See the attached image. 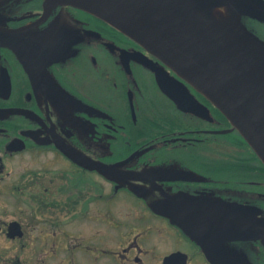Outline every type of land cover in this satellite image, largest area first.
I'll return each instance as SVG.
<instances>
[{
    "label": "flooded vegetation",
    "instance_id": "flooded-vegetation-1",
    "mask_svg": "<svg viewBox=\"0 0 264 264\" xmlns=\"http://www.w3.org/2000/svg\"><path fill=\"white\" fill-rule=\"evenodd\" d=\"M241 3L259 11L241 7V21L264 41V0ZM28 157L59 162L19 171ZM8 200L27 211L0 214V238L19 249L0 246V264H28L27 231L45 218L52 229L78 223L74 248L103 264H264L260 152L188 72L80 6L0 0V202ZM241 218L251 233H241ZM13 221L22 235L11 236ZM117 230L135 235L118 246L101 239Z\"/></svg>",
    "mask_w": 264,
    "mask_h": 264
},
{
    "label": "water",
    "instance_id": "water-1",
    "mask_svg": "<svg viewBox=\"0 0 264 264\" xmlns=\"http://www.w3.org/2000/svg\"><path fill=\"white\" fill-rule=\"evenodd\" d=\"M47 1L95 12L178 70L188 72L199 88L219 101L264 159V41L242 23L241 0ZM223 9L225 16L217 19L216 12ZM69 151L79 161L100 164L74 149ZM243 221L241 233H251L253 225ZM11 231V236L23 234L17 221L11 223Z\"/></svg>",
    "mask_w": 264,
    "mask_h": 264
},
{
    "label": "rangeland",
    "instance_id": "rangeland-1",
    "mask_svg": "<svg viewBox=\"0 0 264 264\" xmlns=\"http://www.w3.org/2000/svg\"><path fill=\"white\" fill-rule=\"evenodd\" d=\"M19 171L26 164L34 163H58L59 161L52 157H41V158H25L18 160ZM20 208L23 214L20 212ZM27 209L13 201L8 200L0 202V214L5 220L19 219L20 216H26ZM66 231H70L71 234L66 235ZM58 232V233H57ZM28 233V247L21 253V258L27 260L28 264H103L101 260H96L95 257H89L84 253H81V249L77 250V247L81 237L82 229L80 225L76 222H71L68 225H60L55 229L49 228V224L45 219H39L35 222L34 228L32 226L27 231ZM104 234V235H103ZM101 239L104 242H109L112 245L129 242L135 233H114L113 236L108 235L107 231H104ZM88 239V233H87ZM110 236V237H109ZM70 237V238H69ZM68 240L65 243V240ZM115 243V244H114ZM0 246L6 250L7 254L15 255L19 253L16 247L11 244V242L0 238ZM80 246V245H79ZM114 246V247H117ZM97 261V262H96Z\"/></svg>",
    "mask_w": 264,
    "mask_h": 264
}]
</instances>
